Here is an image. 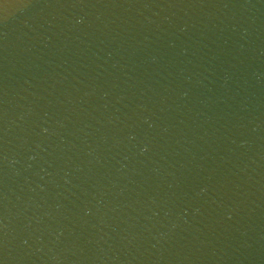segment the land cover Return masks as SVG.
<instances>
[{
    "label": "water",
    "instance_id": "water-1",
    "mask_svg": "<svg viewBox=\"0 0 264 264\" xmlns=\"http://www.w3.org/2000/svg\"><path fill=\"white\" fill-rule=\"evenodd\" d=\"M0 264H264V0H0Z\"/></svg>",
    "mask_w": 264,
    "mask_h": 264
}]
</instances>
